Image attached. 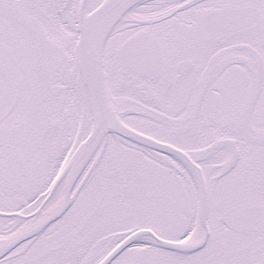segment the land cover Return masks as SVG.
Wrapping results in <instances>:
<instances>
[{"label": "snow or ice", "instance_id": "snow-or-ice-1", "mask_svg": "<svg viewBox=\"0 0 264 264\" xmlns=\"http://www.w3.org/2000/svg\"><path fill=\"white\" fill-rule=\"evenodd\" d=\"M0 264H264V0H0Z\"/></svg>", "mask_w": 264, "mask_h": 264}]
</instances>
